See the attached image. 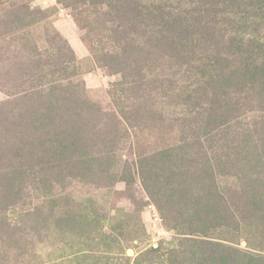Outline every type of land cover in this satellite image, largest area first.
I'll return each instance as SVG.
<instances>
[{
    "label": "rangeland",
    "instance_id": "rangeland-1",
    "mask_svg": "<svg viewBox=\"0 0 264 264\" xmlns=\"http://www.w3.org/2000/svg\"><path fill=\"white\" fill-rule=\"evenodd\" d=\"M233 18L220 91L132 2L0 0V264H264V0Z\"/></svg>",
    "mask_w": 264,
    "mask_h": 264
},
{
    "label": "trees",
    "instance_id": "trees-1",
    "mask_svg": "<svg viewBox=\"0 0 264 264\" xmlns=\"http://www.w3.org/2000/svg\"><path fill=\"white\" fill-rule=\"evenodd\" d=\"M127 1L132 2L139 11L143 31L148 36L145 41H151L162 46H170L169 49L159 53L158 60L166 59L171 60V63L172 61L180 62L181 65H184L185 59L190 63L192 60L196 61V59L202 58L206 62L201 64V66L196 64L192 65V70L189 73H191V76L194 75V79L195 74L199 73L198 79L202 81V84L211 82L216 88L219 87L220 91L222 88L219 83L224 79L230 80L234 76V70L231 67L227 68L226 65H223L227 56L220 54L221 52L218 50L220 44L215 43V38L225 35L226 40L232 45L237 44V42H234L236 41L237 35L244 37V34L236 33L239 26L233 18L242 0ZM249 6L248 4L247 7ZM261 7L257 8L260 9ZM245 8L239 13L246 14ZM189 29L192 31L191 33L187 32ZM242 40L243 38L239 42ZM229 43L228 50L230 51L232 46ZM174 46L177 48L174 49ZM160 48L158 46L157 49ZM213 61L215 64L209 67L210 62ZM197 68H200V70H197ZM175 72L173 75L167 76L163 74L158 78V82L167 81L162 92L173 97V99L180 95L188 96L187 91L191 85L185 82H187V78L189 77H182L177 71ZM143 76L144 74H142L140 81L142 83L144 80ZM245 85L243 84V87H236L237 90L235 92L237 96L243 95L242 92L244 91V87H246ZM162 86L163 83L159 84V87H156L162 88ZM198 86H200L198 90H201L202 86L199 84ZM229 89L230 86L227 84L223 92L226 94ZM163 93L162 95H164ZM207 93L205 94L208 95ZM213 99H216V97H213ZM154 251L156 249L152 248L150 251L142 253L141 256H145Z\"/></svg>",
    "mask_w": 264,
    "mask_h": 264
}]
</instances>
